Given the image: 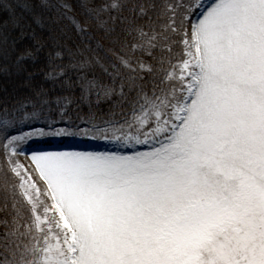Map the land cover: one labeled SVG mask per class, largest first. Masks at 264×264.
<instances>
[{
	"label": "snow or ice",
	"instance_id": "snow-or-ice-1",
	"mask_svg": "<svg viewBox=\"0 0 264 264\" xmlns=\"http://www.w3.org/2000/svg\"><path fill=\"white\" fill-rule=\"evenodd\" d=\"M0 176V264H264V0H0Z\"/></svg>",
	"mask_w": 264,
	"mask_h": 264
},
{
	"label": "rangeland",
	"instance_id": "rangeland-1",
	"mask_svg": "<svg viewBox=\"0 0 264 264\" xmlns=\"http://www.w3.org/2000/svg\"><path fill=\"white\" fill-rule=\"evenodd\" d=\"M52 143L53 142H56V143H59V142H62L61 144H65V146L68 147V149H62V150H78L79 147H84L83 150H80V151H98V152H102V151H117V150H121L122 149V146L119 145V144H116L115 142H107V141H104V140H100V141H96V140H93L91 138H87V139H83V138H79V139H75V138H68L67 140H64V139H57V140H52L51 141ZM92 142V145L91 143ZM46 145L48 144H39V145H36L35 147L31 148V150H36V151H39V150H46ZM70 145V146H69ZM90 145V149H88V146ZM72 146V147H71Z\"/></svg>",
	"mask_w": 264,
	"mask_h": 264
},
{
	"label": "trees",
	"instance_id": "trees-1",
	"mask_svg": "<svg viewBox=\"0 0 264 264\" xmlns=\"http://www.w3.org/2000/svg\"><path fill=\"white\" fill-rule=\"evenodd\" d=\"M2 183H3V179H2V176H0V184ZM3 195H4L3 191L0 190V208L3 207ZM3 215H4L3 212H0V218H2Z\"/></svg>",
	"mask_w": 264,
	"mask_h": 264
}]
</instances>
